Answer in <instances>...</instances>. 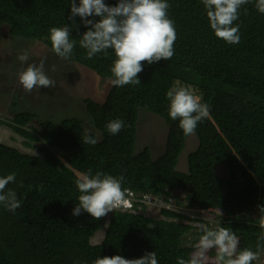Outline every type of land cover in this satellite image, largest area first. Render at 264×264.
I'll list each match as a JSON object with an SVG mask.
<instances>
[{
  "label": "trees",
  "instance_id": "obj_1",
  "mask_svg": "<svg viewBox=\"0 0 264 264\" xmlns=\"http://www.w3.org/2000/svg\"><path fill=\"white\" fill-rule=\"evenodd\" d=\"M104 2L115 6L118 0ZM167 2L177 35L174 56L153 64L142 62L140 84H111L101 104L84 100L95 145L83 142L85 127L77 117L38 121L35 129L29 124L37 116L29 110L9 121L0 119V124L25 138L27 146L40 143V155L0 143V177L16 173L15 183H9L6 191L15 190L21 201L15 212L0 207V264H92L98 257L136 259L152 251L158 264L187 259L198 228L185 224L183 213L166 208L159 209L162 218L145 215L144 195L188 196L184 206L206 215L208 209H217L222 214L216 225L235 232L238 250H256L262 231L259 206H264V14L256 10L255 0L243 5L234 22L240 25V42L228 44L214 36L201 0ZM70 4L71 0H0V26L7 27L9 36L40 41L51 50L49 29L68 25L70 39L76 42L68 60L110 78L113 50L86 58L79 40L88 29L79 16L70 18ZM175 82L194 87L201 102L210 105L211 118L197 125L198 144L187 155L185 172L176 165L188 136L178 120L169 117L166 98ZM139 109L161 117L168 127L165 148L156 158L149 146L135 149ZM114 119L124 121L116 135L105 127ZM219 163L227 171L225 177L214 171ZM89 170L123 176L122 188L134 192V204L141 206V212L113 211L109 219L106 215L99 220L83 211L73 216L80 195L74 181ZM103 227V238L92 244L91 237ZM214 256L215 250L207 253L208 259ZM208 259L206 264H213Z\"/></svg>",
  "mask_w": 264,
  "mask_h": 264
},
{
  "label": "clouds",
  "instance_id": "obj_2",
  "mask_svg": "<svg viewBox=\"0 0 264 264\" xmlns=\"http://www.w3.org/2000/svg\"><path fill=\"white\" fill-rule=\"evenodd\" d=\"M250 2L251 0H201L214 36L225 43L238 44L240 25L234 22L239 19L241 7ZM169 8L167 0H118L115 6L106 5L104 0H79V5L76 4V0H71L70 18L79 16L88 29L79 40V46L86 50V58L91 59L98 53L106 54L108 49L113 50L110 83L116 87H123L140 84L137 77L143 71L142 62L153 64L160 60H170L174 56L177 35L174 21L168 16ZM255 8L264 14V0H255ZM243 12L247 15V8H244ZM93 16L99 19L96 21L87 19ZM69 33L68 25L49 29L48 40L51 50L62 59H68L76 46ZM29 58L27 52L18 56L22 65L28 62ZM45 62L46 59L42 58L39 63H28L27 67H22L17 72V81L26 93L41 87H55L56 82L45 72ZM51 70L55 71V66ZM166 98L169 101L168 115L172 120H178L179 128L185 136L193 135L199 122L211 118L210 105L201 102V98L188 87L173 86L166 92ZM105 127L108 133L116 135L124 127V121L114 119ZM82 140L89 145L97 143L87 130ZM15 180L14 172L0 177V207L9 212H15L21 207L15 190L6 191L7 185L15 183ZM123 181V176L113 177L100 171L95 174L91 170L79 173L74 183L80 195L72 215L79 216L83 211L93 219L99 220L106 215L109 219L113 211L141 212V206L134 204L135 199L130 210L121 208L126 197V192L122 188ZM179 198L181 197L163 199L151 196L145 201L148 207L147 209L145 207L142 213L147 215L152 203L161 204L159 209L176 211L173 205L177 204ZM177 212L187 216L184 223L193 225L196 223L199 235L189 257L187 259L178 257L176 264H206L207 253L211 250H215L213 264H253V261L259 260L264 254V206H259L261 214L259 227L262 231L255 251L247 247L238 250L239 238L230 228L220 225L210 228L206 222L199 223L204 210L185 207L184 210ZM92 264H158V259L156 252L152 251L136 259H125L120 255L98 257Z\"/></svg>",
  "mask_w": 264,
  "mask_h": 264
},
{
  "label": "rangeland",
  "instance_id": "obj_3",
  "mask_svg": "<svg viewBox=\"0 0 264 264\" xmlns=\"http://www.w3.org/2000/svg\"><path fill=\"white\" fill-rule=\"evenodd\" d=\"M27 52L29 61L21 64L18 56ZM46 59L45 72L53 79L55 87L33 90L26 93L17 81V72L22 67H27L28 63H39L40 59ZM55 66V71L52 67ZM173 86L188 87L198 97L200 93L194 87L183 83L175 82ZM111 87L110 78H103L93 70L62 59L52 52L43 42L26 40L20 37L9 36L7 27L0 26V119L9 121L12 117L22 111L29 110L36 114V118L29 124L32 129L38 127V121L57 122L67 117H77L82 121L85 130L94 131L91 124L90 115L86 108L88 104L85 99L102 103ZM168 127L164 120L146 110L139 109L137 120V138L135 149L139 151L144 146H149L153 158L162 154L167 136ZM27 140L13 132L6 125L0 124V143L14 147L22 153L39 154L37 148L40 143L29 142L31 146L25 144ZM198 140L195 134L187 137L185 146L178 157L176 169L185 172L187 170V155L196 148ZM40 155V154H39ZM215 173L219 177H225L227 171L222 164H216ZM179 203L173 205L176 211L184 210V203L188 196H179ZM147 212L153 219L161 218L159 208L161 204L152 203ZM222 212L217 209H209L201 215L199 223L217 226L220 220L218 215ZM209 221H208V220ZM211 221V222H210ZM196 226V223H194ZM105 227L98 230L90 239L92 244L99 243L103 238ZM190 237V236H189ZM214 258L208 259L213 263ZM254 264H264V254Z\"/></svg>",
  "mask_w": 264,
  "mask_h": 264
},
{
  "label": "built area",
  "instance_id": "obj_4",
  "mask_svg": "<svg viewBox=\"0 0 264 264\" xmlns=\"http://www.w3.org/2000/svg\"><path fill=\"white\" fill-rule=\"evenodd\" d=\"M125 192H126V197H125V202H124V204L121 206V208H123V209H131L133 206H134V204H133V199H134V194L131 192V191H129V190H125ZM148 198H151V196H149V195H144L143 196V199L145 200V201H147L148 200ZM171 201V200H170ZM120 208V207H119Z\"/></svg>",
  "mask_w": 264,
  "mask_h": 264
},
{
  "label": "bare ground",
  "instance_id": "obj_5",
  "mask_svg": "<svg viewBox=\"0 0 264 264\" xmlns=\"http://www.w3.org/2000/svg\"><path fill=\"white\" fill-rule=\"evenodd\" d=\"M45 142V141H44ZM128 189V188H127ZM139 205V204H138ZM169 210V209H168ZM136 214V213H135ZM148 214V213H147ZM187 218V217H186ZM184 220V219H183ZM211 222V221H210ZM186 224V223H185ZM189 224V223H188ZM193 225V224H192Z\"/></svg>",
  "mask_w": 264,
  "mask_h": 264
}]
</instances>
